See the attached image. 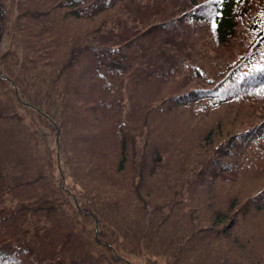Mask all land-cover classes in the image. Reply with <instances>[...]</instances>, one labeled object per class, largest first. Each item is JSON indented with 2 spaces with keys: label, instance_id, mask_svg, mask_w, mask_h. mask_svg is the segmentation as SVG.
I'll use <instances>...</instances> for the list:
<instances>
[{
  "label": "trees",
  "instance_id": "1",
  "mask_svg": "<svg viewBox=\"0 0 264 264\" xmlns=\"http://www.w3.org/2000/svg\"><path fill=\"white\" fill-rule=\"evenodd\" d=\"M8 5L0 264H264L238 230L264 221V186L242 198L264 185V0ZM231 112L251 122L213 142ZM28 116L53 127L55 154Z\"/></svg>",
  "mask_w": 264,
  "mask_h": 264
},
{
  "label": "rangeland",
  "instance_id": "2",
  "mask_svg": "<svg viewBox=\"0 0 264 264\" xmlns=\"http://www.w3.org/2000/svg\"><path fill=\"white\" fill-rule=\"evenodd\" d=\"M14 2L15 0H9V12H10V8L14 7ZM204 6L200 7L203 9ZM175 14V12H174ZM17 15L14 14V18L15 16ZM150 23V22H148ZM207 28H205V26L202 28V31H201V34H205L207 37H208V33H207ZM209 39V41L211 42V38H207ZM209 41H206V42H209ZM10 44H11V37H10V34H9V28L6 27V31L3 33L2 37L0 38V53H4L5 51H10ZM5 85V84H4ZM247 119L246 122H251V119H249L247 116H244L242 113H238V112H231L229 114V116L225 119V121H223L220 129H218L216 131V137L214 138L215 141L213 142H217L219 141L223 136L224 134L226 133V131L228 130L229 126L230 125H235L236 126V131L238 129H240L243 125H245V121L244 119ZM27 120H31V123L30 125L32 126V130L38 135V138L40 140V150H41V153L43 155H52V154H55V135H56V132L54 131L53 127L48 124V125H45V124H42L41 121L39 119H34L33 116H28ZM245 122V123H244ZM218 133V134H217ZM229 133V132H228ZM214 144V143H213ZM200 146V147H198ZM206 147V145L204 144V142H200L198 143L197 145L194 146L193 149L194 150V159L197 160V157L202 155V154H199V152H202L203 154L206 153V150L207 148H210V146H207L206 150L204 149ZM211 148H212V145H211ZM54 149V150H53ZM57 171V170H56ZM57 173V172H56ZM264 182V181H263ZM66 186L69 188V189H72V188H75L76 187V183L74 182V180L72 178H70L68 176V174L66 173ZM170 186V184H169ZM263 184H260V183H256V184H252L250 186H247L245 188V190L243 191L242 193V198L246 199L248 198L249 194L260 189V188H263ZM171 188V187H170ZM76 190H78V187H76ZM167 195H170V193L168 192ZM251 195V194H250ZM212 209L213 208H205V207H201L200 208V211H201V214L206 217L207 219V222L210 223V221H212V215L213 213L212 212ZM228 217H233V214L232 213H229V216ZM210 220V221H209ZM239 228L238 230L240 231L241 235H246V233L249 235L250 233H254L255 234V237H256V241L260 244H264V221L262 223V225L258 222L257 225H255L254 227H250V228H246L244 230H242V226L244 224H239ZM235 228L233 229V232H234ZM231 234V232H229ZM259 253L260 252H263L264 251V247H261L260 249H258ZM233 252H239L235 247L233 249ZM240 259H242V261H249L251 262L250 258L248 257H252L251 255L249 256V254L247 255H241V254H238L236 253ZM133 262L135 264H151V262L153 261H149L147 260L144 256H140L136 259L133 260Z\"/></svg>",
  "mask_w": 264,
  "mask_h": 264
}]
</instances>
